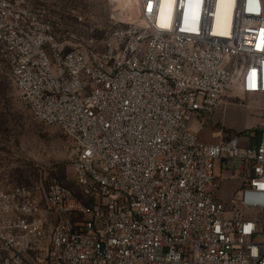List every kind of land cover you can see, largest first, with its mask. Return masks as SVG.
<instances>
[{
	"label": "built area",
	"instance_id": "1",
	"mask_svg": "<svg viewBox=\"0 0 264 264\" xmlns=\"http://www.w3.org/2000/svg\"><path fill=\"white\" fill-rule=\"evenodd\" d=\"M138 8L71 48L42 6L0 0L11 80L71 140L75 183L0 191V264H264V123L254 147L188 127L212 119L232 60L242 92L264 94V0ZM222 180L237 182L227 201Z\"/></svg>",
	"mask_w": 264,
	"mask_h": 264
},
{
	"label": "rangeland",
	"instance_id": "2",
	"mask_svg": "<svg viewBox=\"0 0 264 264\" xmlns=\"http://www.w3.org/2000/svg\"><path fill=\"white\" fill-rule=\"evenodd\" d=\"M32 1L42 6L55 23L59 39L71 48L102 42L114 18L139 20L138 0ZM244 63L231 61L233 82L212 119L205 122L193 116L188 122L189 129L201 140L219 142L237 135L241 146L257 145L258 130L264 123V94L242 92L239 75ZM71 155V140L62 130L34 120L0 53V191L35 181L73 187ZM236 188V181L222 180V200H229Z\"/></svg>",
	"mask_w": 264,
	"mask_h": 264
},
{
	"label": "trees",
	"instance_id": "3",
	"mask_svg": "<svg viewBox=\"0 0 264 264\" xmlns=\"http://www.w3.org/2000/svg\"><path fill=\"white\" fill-rule=\"evenodd\" d=\"M71 170H72V168H71ZM72 172V171H71ZM72 175H73V172H72ZM73 178H74V175H73Z\"/></svg>",
	"mask_w": 264,
	"mask_h": 264
},
{
	"label": "bare ground",
	"instance_id": "4",
	"mask_svg": "<svg viewBox=\"0 0 264 264\" xmlns=\"http://www.w3.org/2000/svg\"><path fill=\"white\" fill-rule=\"evenodd\" d=\"M120 19H122V18L120 17ZM123 20H125V19H123Z\"/></svg>",
	"mask_w": 264,
	"mask_h": 264
}]
</instances>
